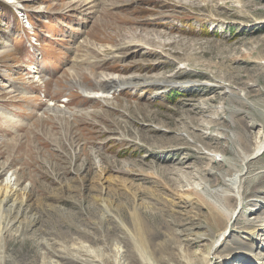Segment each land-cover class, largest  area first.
<instances>
[{"label": "rangeland", "instance_id": "obj_1", "mask_svg": "<svg viewBox=\"0 0 264 264\" xmlns=\"http://www.w3.org/2000/svg\"><path fill=\"white\" fill-rule=\"evenodd\" d=\"M109 74L142 83L105 93ZM263 129L264 0H0V190L19 195L0 264H208L227 218L181 197L222 188L233 134L251 150ZM246 170L209 264H262L264 152Z\"/></svg>", "mask_w": 264, "mask_h": 264}, {"label": "bare ground", "instance_id": "obj_2", "mask_svg": "<svg viewBox=\"0 0 264 264\" xmlns=\"http://www.w3.org/2000/svg\"><path fill=\"white\" fill-rule=\"evenodd\" d=\"M100 49H101L102 52L106 53L110 57H112V55L117 51V49L107 48V47H100ZM182 68H184V67L182 66ZM100 78H101L100 82H103L108 87V90L106 92L104 91L105 93H110L115 88L120 89V88H124L126 86L134 87V86H137L138 84L142 83V80L139 77H136V76H121V75H117V74H109V75H103ZM152 81L154 83H158L160 85H163L164 83H167L169 85L175 84V83H171L167 79L156 78V77ZM144 82L146 83L147 81H144ZM87 94H89V93H87ZM232 139H233V142H235L237 144L236 153L241 158V164L243 165V170L237 171V172L233 173L230 177L226 178L225 181H224V186L222 188L217 189L216 191H214L211 194L212 196L210 195L211 192L208 193L207 190H202L199 187L195 189L193 187V189L188 188L185 191L183 190L184 194H183V197H181L182 199H185L186 201H189V202L191 201V203L194 204V205L198 204V205L206 207L208 214L211 216L212 225L213 224H217V225L221 224V222L223 221L222 217L227 218L226 225H225L226 227H225V229L223 231H221L219 233L218 239H216L213 242V245L211 247L212 249L207 253L206 256H204L205 254H200L199 253L200 257L202 259H206V262L208 264L212 260L217 258L216 254H215L216 249H217V247H219L223 243V240L225 239L226 233L228 232V229L230 228V225L232 224L233 219L239 213L237 211V209L234 210L233 212H230L229 209H228V206H227V204H228L227 202L229 201V199L233 198V199L237 200V207L238 206L239 207L243 206L242 204H243V188H244V184H245V182L248 179H250L249 178L250 176H249V174H248V172L246 170L247 165H248L249 162H251L253 159L257 158L258 156H260L264 152V129L259 131L258 136L256 137V140H255L254 146H253V148L251 150L246 149L245 137L241 133L233 134V138ZM250 180H252V179H250ZM100 183H101V186L104 185V181L102 182V180H101ZM5 184L6 183H4L3 185H5ZM14 185H15L14 180L10 179V180H8V185L5 188L0 190V220H1V222L6 216L5 215L6 212H4V211H8L7 208L10 207V205H12V207H13V205L18 201L17 200V198H18L17 196H19V195H18V193L16 194L18 189H16ZM214 195H216V197H219V200L212 199L214 197ZM100 200L102 201L103 198H100ZM20 201H21V199H20ZM20 204H21V202H20ZM20 208H19V210H21ZM23 211H24V209H23ZM7 220H8V218H6V221ZM8 224H6V225H8ZM6 225H5V227L3 226L2 229H0V244H1V249L2 250L5 249L2 246V240H3V236H4V231L9 228V226L7 227ZM0 227H1V225H0ZM136 231H137L138 236H139L138 243H140V245H141V248L139 250H140L141 254H143L142 255L143 258L147 262H149L150 261L149 257H146V256H149V254H148L147 251L144 250L146 242L148 243V240H147V237H146L148 235V231H146V229L143 228V227H138V229ZM181 233H182V236H184L182 240L185 243L188 244L189 242L193 243V241H195V240L191 241L189 239V234L188 233H184L182 231L179 232L180 235H181ZM198 237L201 239V238H204V237H207V236H204V234H203V236L201 235V236H198ZM85 249H88V247L85 248ZM2 253H4V252H2ZM87 253H88V251H87ZM117 253L120 254V252H117ZM196 255H198L197 252H196ZM88 257H90V258H85L83 260L87 261V262H90L91 264H94L95 262H97V264L98 263L101 264L100 259H98L100 257L97 254H95V252H93L92 254L88 255ZM2 258H4V257H2ZM122 259H124V258L122 257L121 260ZM1 261H3V260H1ZM262 264H264V256H263V259H262Z\"/></svg>", "mask_w": 264, "mask_h": 264}]
</instances>
